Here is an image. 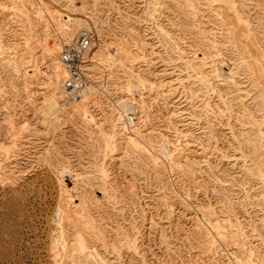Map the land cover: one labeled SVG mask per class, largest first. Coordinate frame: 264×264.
<instances>
[{"label":"rangeland","instance_id":"rangeland-1","mask_svg":"<svg viewBox=\"0 0 264 264\" xmlns=\"http://www.w3.org/2000/svg\"><path fill=\"white\" fill-rule=\"evenodd\" d=\"M0 264H264V0H0Z\"/></svg>","mask_w":264,"mask_h":264},{"label":"built area","instance_id":"built-area-1","mask_svg":"<svg viewBox=\"0 0 264 264\" xmlns=\"http://www.w3.org/2000/svg\"><path fill=\"white\" fill-rule=\"evenodd\" d=\"M95 41L96 35L90 29L82 31L72 43H67L56 35L45 40L43 44L44 53L52 52L65 70L64 94L63 99L60 100L63 111L91 86L92 79L88 72V65L91 63V52ZM45 61L41 60L33 68L35 73L47 78L51 75L52 68Z\"/></svg>","mask_w":264,"mask_h":264},{"label":"bare ground","instance_id":"bare-ground-1","mask_svg":"<svg viewBox=\"0 0 264 264\" xmlns=\"http://www.w3.org/2000/svg\"><path fill=\"white\" fill-rule=\"evenodd\" d=\"M66 19H68L67 17H66ZM68 22V21H67ZM84 30H90V29H83V31ZM65 36H67V34H65ZM44 39H45V37H44ZM48 54V57H49V59H50V61L52 62V61H55L54 62V64H58L60 67H58L57 68V74H58V77L60 78V77H62L63 75H64V78H65V70H64V68L62 67V65L60 64V62H59V60H58V58L56 57V56H54L53 54H52V52H48L47 53ZM47 64H48V66L49 67H51V64H49V62H47V61H45ZM50 62V63H51ZM34 67V66H33ZM52 68V67H51ZM63 69V70H62ZM32 74L35 76V78H37V80H39L40 82L41 81H45L46 82V78H44L41 74H39V73H35V71H34V68H32ZM33 77V76H32ZM30 79V78H29ZM36 80V81H37ZM58 89V88H57ZM89 89V88H88ZM88 89H86L83 93H82V95H81V97L80 98H78V99H76L75 101H73V102H71L70 103V105L71 104H74L75 102H77L78 100H81L82 99V97H83V94L88 90ZM61 91H63V85H62V90ZM60 91V92H61ZM62 94H64V92L62 93ZM82 101L83 100H81L80 102H78V103H82ZM69 105V106H70ZM56 107V103H55V101L53 100V99H48V101H47V104H46V109L47 110H52V109H54Z\"/></svg>","mask_w":264,"mask_h":264}]
</instances>
